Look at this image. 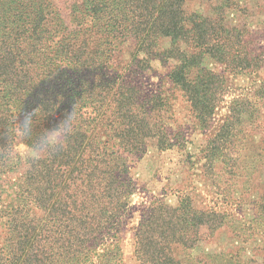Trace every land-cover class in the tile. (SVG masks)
Listing matches in <instances>:
<instances>
[{"label":"trees","instance_id":"trees-1","mask_svg":"<svg viewBox=\"0 0 264 264\" xmlns=\"http://www.w3.org/2000/svg\"><path fill=\"white\" fill-rule=\"evenodd\" d=\"M187 2L77 0L65 17L56 0H0V146L24 102L43 96L58 104L63 94L66 104L75 107L79 99L81 105L79 128L65 150L30 165L0 162V264H123L120 233L135 193L129 157L147 152V137L170 147L159 97L136 81L139 70L146 72L141 62L147 68L148 61L171 62L170 82L203 121L214 113L210 92L219 78L204 68V56L239 61L236 27L188 11ZM164 41L170 47L161 52ZM124 43L134 45L138 60L125 67L129 78L117 70L113 77L108 64ZM51 125L41 122L35 134ZM203 213L183 201L152 202L134 233V258L175 264L171 245H196L188 234L205 224Z\"/></svg>","mask_w":264,"mask_h":264},{"label":"rangeland","instance_id":"rangeland-1","mask_svg":"<svg viewBox=\"0 0 264 264\" xmlns=\"http://www.w3.org/2000/svg\"><path fill=\"white\" fill-rule=\"evenodd\" d=\"M74 1L56 0L65 17ZM186 6L236 27L233 51L239 61L204 56V68L219 78L210 92L214 113L203 121L186 92L170 82L171 62L148 61L150 68L141 62L146 72L139 70L136 81L159 97V122L170 147L158 148V138L147 137V152L129 157L135 193L120 233L121 262L140 264L133 256L134 233L152 202L178 206L183 201L204 212L205 224L188 234L196 240L193 247L171 245L175 264H264V0H188ZM169 45L164 41L161 52ZM133 46L124 43L113 55L108 64L113 77L114 70L127 78L132 74L125 67L134 62Z\"/></svg>","mask_w":264,"mask_h":264},{"label":"clouds","instance_id":"clouds-1","mask_svg":"<svg viewBox=\"0 0 264 264\" xmlns=\"http://www.w3.org/2000/svg\"><path fill=\"white\" fill-rule=\"evenodd\" d=\"M58 95V104L55 97L41 96L33 105L24 102L23 114L12 115L8 130L10 139L7 144L0 146V162L30 165L68 147L71 137L79 128L81 105L79 99L76 100L75 107L66 104V97L63 94ZM48 120L52 125L35 134L37 126Z\"/></svg>","mask_w":264,"mask_h":264}]
</instances>
